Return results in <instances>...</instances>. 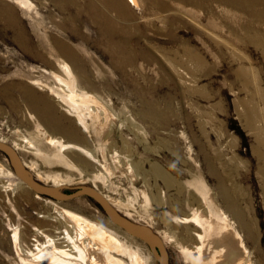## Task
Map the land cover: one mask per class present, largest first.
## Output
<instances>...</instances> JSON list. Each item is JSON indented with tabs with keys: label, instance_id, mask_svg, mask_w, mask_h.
I'll return each mask as SVG.
<instances>
[{
	"label": "rangeland",
	"instance_id": "obj_1",
	"mask_svg": "<svg viewBox=\"0 0 264 264\" xmlns=\"http://www.w3.org/2000/svg\"><path fill=\"white\" fill-rule=\"evenodd\" d=\"M16 2L15 0H0V136L7 138L8 143L16 136L15 133L17 132L32 136L31 138L35 140L36 150H20L18 155L26 164L30 165L32 176L34 173H41L47 178L50 175L48 184L50 185L54 180L61 182L60 184L63 185L59 188L62 192H72L74 188L79 186L91 187L94 183L93 185L99 191L113 198L116 202L124 204L130 201L133 204L132 207L128 208L130 222L133 220V223L135 221L139 225L151 223L159 232L163 231L164 228L158 222V217L164 212V208L153 205L149 206L148 210L144 208L138 199H134L133 189L123 176L111 175L109 187L99 180L93 181L88 174L96 173V170L103 173L100 166L95 169L88 159H84L87 161L86 167H83L78 160L69 157L60 159L43 138L39 139L36 136L35 123L38 121L47 134L50 133L51 137L62 139L64 142L84 145L85 140H90L91 145H96L102 138L98 133L93 132L92 126H90L89 135L86 132H81L82 129L75 125L74 115L68 113L69 111L64 106L61 107L52 103L53 109L49 114L43 112L40 102L34 101L36 106L41 108V114L28 106V100L23 97L24 89H30L35 96H47L50 93L45 87H42L43 85L57 88L51 74L54 59H51L49 54L50 38L64 39L63 41L66 40L68 44L76 48L81 47L83 43L69 31L59 30L55 26V22H59L63 15L56 10L50 0H27V5ZM123 2L126 3L125 0ZM212 4L215 5L216 13L212 19L214 23L211 28H207V18L202 15V11H200V17L194 19L195 17L190 15V11L194 12V9L189 6H180L177 2H174V8L177 7L180 11L178 17L181 21H174L175 23L169 25L173 32L179 33L178 35L185 42H194L198 46H203L207 55L206 58L212 64L210 72L205 76L204 68L195 70L197 73V75L195 74V84L189 86L187 82L179 80L158 56L155 47L171 49L176 44L169 43L167 37L154 36L149 27L146 26L147 21H149L148 17H152L153 14L164 15L156 9H149L146 5L143 6V13L135 16L136 23L141 25L145 36L152 37L150 40L153 45L151 54L156 57V60L151 63L143 60L137 61L139 69H142L141 75L144 74L145 82L142 80L136 84L125 82L122 75L119 76L118 71L110 66L106 51L91 41L85 45L84 52L79 49L81 51H79V55L88 60L84 71L85 75L87 74L88 83L84 82V84L91 89H86L88 93L99 95L104 100L109 101L114 114L124 109L125 112L138 113L141 110L139 94L144 90L142 93H145V99L156 109L159 107L158 110L162 115V119H159L158 130L152 128L153 122L138 121L150 135L152 148L144 156L150 162L167 171L170 176H174L176 180L192 182L193 175L197 174L210 189L211 194L219 200L218 194L221 189L215 175L210 171V166L214 167L216 171L219 170L218 172L224 171V169L225 171H234V181L241 186L245 195L247 214L251 219L249 225L253 232L250 237H246L245 232L241 234L248 252L251 254L250 261L253 260L254 264H264V170L261 174L259 173L260 164L254 155L257 142L264 144V49L256 50L251 44L243 43L246 38L245 34H247L244 27L249 22L241 11L232 6L225 7L228 14L223 19L221 18V10L224 7L219 3H213V1ZM252 25L254 31L252 30L251 33H264V25L263 27L257 23ZM81 30L85 31L83 28ZM88 31L89 34L91 33V37L94 36L95 31L93 29L88 28ZM213 43L215 44L214 47L211 46ZM35 53L42 54L51 64L47 65L35 58ZM240 69H245L247 72L250 69L256 75L255 79H249V85L236 78L235 72ZM249 72L248 74H252ZM132 74L131 76L136 75V73ZM102 79L107 83L103 84ZM90 81L91 83H89ZM253 92L258 94L254 98L255 100L251 96ZM49 97L51 96L49 95ZM247 105L252 106L254 110L257 109L251 128L245 126L244 120L240 116L245 109L244 107H248ZM45 117L49 119L48 122L45 121ZM193 138L196 141L192 142ZM130 142L135 147L134 142L132 140ZM160 142H166L168 147L170 146L169 149L162 146ZM135 151L141 152L138 146L135 147ZM204 154L208 158L212 156V159L209 158L210 162L204 158ZM99 159L101 160L100 156ZM135 160L137 159L135 158ZM0 165L4 172L12 171L7 158L1 152ZM5 179L7 180V178ZM157 184L160 185V182L157 181ZM20 192L28 198L20 199L16 194L5 193L0 188V264L12 262L10 260L12 254L9 251L10 232L7 229V219H11L12 223H15L20 219L26 220L27 217L36 216V212L49 210L50 205H46L45 200H50L60 207L110 227V229L112 227L113 230L127 239L133 238L113 225L102 210L88 197L81 196L67 201H55L40 195L38 196L41 199L35 198V193L28 187H21ZM134 240L144 246L142 262L135 263L123 253L114 251L111 253L122 259L124 264H157L148 247L143 242L135 238ZM166 251L169 264H188L183 261L173 245L169 244Z\"/></svg>",
	"mask_w": 264,
	"mask_h": 264
},
{
	"label": "bare ground",
	"instance_id": "obj_2",
	"mask_svg": "<svg viewBox=\"0 0 264 264\" xmlns=\"http://www.w3.org/2000/svg\"><path fill=\"white\" fill-rule=\"evenodd\" d=\"M15 1L21 5H27V0ZM50 1L56 10L63 15L59 22H55V26L59 30L69 31L74 37H78L83 44H80L81 47L76 48L68 44L66 40L63 41L64 39L51 37L49 54L51 59H54L51 74L57 88L42 86L48 90L51 97L49 95L35 96L30 89H24L23 97L28 100V106L38 114H41V108L36 106L37 102L42 104V110L46 114L52 111L53 104L66 107L68 113L74 115L75 125L82 129L81 132H86L89 135L90 126H92L93 132L98 133L102 138L99 139L100 141L96 145H91L90 140L84 141L82 139L84 145L64 142L62 139L51 137L50 133L47 134L38 121L35 123L36 136L39 139L43 138L60 159L69 157L78 160L83 167L87 165V161L84 159H88L95 169L100 166L103 173L96 170V173L88 174L93 181L99 180L109 187L111 185L109 181L111 175L119 174L129 182L134 192V199H138L144 208L147 209L151 205L164 208V212L158 217V222L164 228L161 232L151 223L139 225L135 221L133 223V220L132 223L149 228L159 237L165 249L169 244L176 247L184 262L188 264H254L253 260L250 261L251 254L248 252L241 234L245 232L246 237L252 236L253 232L249 225L251 219L247 214L244 192L241 186L234 181V171H225L224 169V171L218 172L219 170L216 171L214 167L210 166V171L215 175L221 189L218 200L215 195L211 194L210 189L204 184L199 175H193L192 182H181L176 180L174 176H170L167 171L157 164L150 162L144 156L152 148L150 146V135L138 121L153 122L152 128L156 130L159 128V119H162V115L158 110L159 107L156 109L153 105H150L148 100L145 99V93H142L143 90L139 94L141 110L138 113L125 112L124 109L114 114L109 101L86 91V89H90L84 84V82L88 83L87 74L85 75L84 72L88 60L80 56L79 51L84 52L85 45L92 41L96 46L102 47L106 51L110 66L118 71L119 76L122 75L125 82L128 84L139 83V80L145 82L144 74L141 75L142 69H139L137 61L143 60L151 63L156 60V57L151 54L153 45L150 40L152 37L145 36L141 25H137L135 16L140 15L143 6L146 5L149 9H156L164 15L153 14L152 17H148L149 19L146 18L149 21L145 25L149 27L154 36L167 37L169 43L176 44L171 49L160 46L155 47L159 54L157 55L179 80L187 82L190 86V84L193 85L196 82V71L204 68L205 76L210 72L212 64L208 62L203 46H198L194 42H185L178 35L179 33L173 32V29L169 26L174 21H181L178 17L180 11L177 7L174 8L176 5H174V2L180 4V6H189L194 9V12L190 11V15L194 16V19H198L201 15L200 11H202V15L207 18V28L213 26L212 19L216 13L212 1L224 7H221L222 17L219 15L223 19L228 14V6L238 9L249 22L244 27L247 34H245L246 38L243 43L251 44L256 50H263L264 33L253 34L251 31L254 23L262 27L264 25V0H125L126 3L123 0ZM225 7L227 8L225 9ZM148 11L150 12V10ZM142 22L141 24H143ZM82 28L85 29L84 32L81 30ZM88 28L95 31L94 36L91 37ZM211 46L214 47L215 44L213 43ZM261 55L263 56V54ZM34 57L47 65L51 64L40 53H35ZM245 66L247 65L245 64ZM248 72L245 69H240L235 72L236 78L249 85V79H255L256 75L253 71L249 72H252V74H248ZM132 73H136V75L131 76ZM201 74L203 75L202 72ZM105 83L107 82L103 80V84ZM251 96L254 99L258 94L253 92ZM247 106L244 107L245 109L240 116L244 120L245 126L251 128L257 109L254 110L252 106ZM45 121L48 122L49 119L45 117ZM122 131H125V133ZM15 134L16 136L12 138L10 143L7 142V138L1 136L0 142L10 146L18 155L20 150L29 151L36 148L32 136L18 134V132ZM130 140L134 142L135 147L140 148L141 152L138 151L137 153V150L135 151V147L131 145ZM194 141L196 140L193 138L192 142ZM257 143L258 145L253 151L260 164V172H257L261 174L264 170V144ZM160 144L166 149L170 147L166 142H160ZM201 148L203 149L202 144ZM204 156L210 162L209 158L212 156L209 158L206 154ZM21 162L29 176H34L33 178L41 184L62 192L59 188L63 185L60 184L61 182L54 180L49 185L48 178L50 175L48 178L41 173H34L32 176L30 165L22 159ZM157 181L160 182V185L157 184ZM0 183L3 192H9L11 195L16 194L20 199L28 198L20 192L21 187L27 186L12 171L4 172L1 165ZM93 184L91 185L93 190L103 196L118 213L130 220L128 208L133 205L130 201L124 204L116 202L113 198L99 191ZM34 197L41 199L37 194H34ZM44 203L50 205V209L44 212H36V216L27 217L26 220L20 219L15 223H12L11 219H7V229L10 232L9 251L12 254V258H10L12 262L9 264H124L122 259L114 256L111 251L123 253L135 263L143 261L144 246L134 238L127 239L116 230H113L112 227L110 229V227L87 219L78 213L60 207L50 200H45Z\"/></svg>",
	"mask_w": 264,
	"mask_h": 264
},
{
	"label": "water",
	"instance_id": "obj_3",
	"mask_svg": "<svg viewBox=\"0 0 264 264\" xmlns=\"http://www.w3.org/2000/svg\"><path fill=\"white\" fill-rule=\"evenodd\" d=\"M0 152L7 158L14 175L35 194L55 201H67L81 196L91 199L106 218L129 236L143 242L150 250L157 264H169L168 254L161 240L149 228L133 224L118 213L107 200L89 186H79L72 192H59L47 187L29 176L23 168L20 157L8 145L0 142Z\"/></svg>",
	"mask_w": 264,
	"mask_h": 264
}]
</instances>
